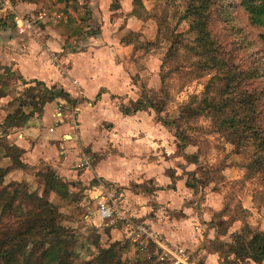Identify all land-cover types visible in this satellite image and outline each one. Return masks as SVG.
Returning a JSON list of instances; mask_svg holds the SVG:
<instances>
[{
    "label": "crops",
    "instance_id": "0c3cea01",
    "mask_svg": "<svg viewBox=\"0 0 264 264\" xmlns=\"http://www.w3.org/2000/svg\"><path fill=\"white\" fill-rule=\"evenodd\" d=\"M155 1L14 0L19 13L35 16L36 21L26 31H19L12 19L0 21V88L4 91L0 102L10 103L27 86L38 83L43 92L58 95L42 111L25 103L22 111L30 115L28 121L0 131L10 140L0 144V168L18 161L41 174L53 170L71 182L120 185L132 198L134 211L130 214L136 221L145 222L163 240L190 251L205 239L203 226L193 215L194 204H190L198 191L191 186L190 175L199 165L189 156L199 147L182 149L175 131L160 121L152 108L131 114L124 110L141 101L145 89L159 92L163 86L165 52L154 45L158 25L147 14ZM43 10L56 21L40 20ZM10 76L18 79L11 80L14 86L2 82ZM62 91L65 96L59 95ZM0 110L2 126L18 109L10 113ZM11 149L19 150L24 161L16 155L13 161L8 154ZM187 149V168L183 169L180 151ZM23 171L11 170L2 176L9 181L33 177L19 175ZM145 182L154 184L152 196L149 191L131 188ZM39 192L53 202L60 200L45 188ZM129 197L124 203L130 211ZM135 200L141 202V210L135 208ZM215 200V193L207 194L204 206H213ZM175 211L182 216L177 217ZM98 221L96 216L94 222ZM112 227L113 238L125 234L122 226ZM129 242L137 251L150 253L148 248ZM201 264H218V257L209 253Z\"/></svg>",
    "mask_w": 264,
    "mask_h": 264
},
{
    "label": "rangeland",
    "instance_id": "374dc122",
    "mask_svg": "<svg viewBox=\"0 0 264 264\" xmlns=\"http://www.w3.org/2000/svg\"><path fill=\"white\" fill-rule=\"evenodd\" d=\"M189 3V0H158L154 2L155 6L152 10L147 13L149 18L153 17L152 19L157 22L158 31L160 30V41L158 43L156 41L154 45L159 46V49L165 52L161 75L166 76V85L171 92V96L162 101L166 103V108L161 113V117L166 120L177 118L180 114L181 105L187 101H192V96H199L198 100L193 102V106H198L201 100L205 98V94L208 93L217 99L220 96H234L236 91L240 93L252 92L258 97L260 96L259 93L264 90V43L262 39L264 26L253 22L243 7L236 6V0H232V6H236V9L233 10L232 6L227 9L229 16L221 18L218 10L211 8L213 24L210 25V32L215 46H211L212 48L209 49L210 52L206 56H201V53L195 50L196 35L190 31L189 20L183 18ZM203 49L201 46L199 51L201 52ZM221 58L224 61L219 63ZM242 71L244 75H240ZM254 71H257L259 76ZM11 80L16 81L18 79L15 76H10L2 82L8 86H14ZM27 89L32 90L28 91ZM42 91L41 85H29L21 92L19 98H15L10 103L7 101L0 102V109H5L10 113L17 109L24 110L27 107H23L25 103H33L36 107L34 109L39 111V108L42 107ZM143 93H146L154 101L153 103L161 102L159 99L160 92L156 93V91L145 89ZM3 94L4 91L0 88V97ZM260 98L257 101V107L263 113L259 114L258 117L264 120V97L260 96ZM223 116L225 114L216 115L214 112H206L189 121H180L187 134V141L196 142L200 146V150L198 149L195 154L201 161L202 170L190 175V183L195 191L198 190L190 204H194L193 215L197 218V222L203 226L205 238L198 248L193 250L190 248L196 264H201L205 257L211 253L210 250L213 251L215 247L211 246L210 243L217 238L223 241L225 250L229 251L235 245L234 238L238 232L248 238L258 233H264V171L262 170L263 165L258 161L259 155H256L255 152L257 149L256 140L253 137L237 144V137L229 139L231 130L225 128L220 130L218 125L219 119ZM2 117L3 111L0 110V121ZM10 128L4 124L0 126V131L6 132ZM171 128L175 131L174 127L171 126ZM262 135L264 136V122ZM8 141L10 140L7 136L0 133V144H5V142L8 144ZM183 143L182 141L181 144ZM191 143L189 144L191 145ZM188 149L195 151L193 148ZM188 149L180 151V156L183 158L181 161H185L179 163L183 169L187 168ZM8 154L13 161L16 157L20 158L21 162L24 161L19 150L11 149ZM189 159H192V154ZM13 161L9 163H13ZM20 168L17 161V164L13 163L8 169L14 171ZM4 169L6 168H0V192L3 191L5 183L9 182L7 178L2 176ZM25 173L33 176L30 178L31 180L26 182L30 191H34L35 188L41 191L42 188H45V177L41 176V173L37 172L35 168L28 167L19 175ZM196 174L197 176H195ZM73 184L79 190H74L71 187L73 191L71 199L54 201L61 212L62 224L69 227L75 236L76 242H72L70 245V249H76L75 254L70 259L71 264H84L87 259L96 257L101 249L107 248L113 243L118 244L117 251L124 245L128 246V250L121 252L122 264L165 263L154 259L151 256L152 253H143L133 248L132 244L125 238V232V234H118L113 238L111 230L114 227L101 226L99 221L97 225L89 222L86 215L91 210L96 209L97 203L92 199L95 194L85 192L86 187L92 188V182L91 180L86 182L73 181ZM94 184L98 183L94 182ZM131 186L135 191H149L150 196H152L151 192L155 188L154 184L150 182H145L137 187L135 184ZM12 190L13 188H9L10 192ZM212 193L217 196V200L214 201L216 206H204L207 194ZM126 197L129 196L125 193L124 201ZM0 201L5 202V204L8 203L5 197H0ZM128 201L131 207L132 198L129 197ZM135 201V208L141 210V202ZM149 203L154 204V202ZM33 206L31 203H24L25 209ZM6 207L0 210V243L4 239L15 237L21 229V225L15 222V217L9 213L10 209ZM132 211L134 209L131 207L128 213ZM177 211H175L176 216H182ZM236 218L239 222L235 221L231 226L232 220ZM47 233L48 231L44 228L36 231L33 242L26 252L24 264H45L50 258V248L48 247L57 236ZM210 235H212V239L209 238ZM149 247L150 245L148 249ZM213 254L218 257V264H264V261L255 262L249 258L238 262L235 254L228 258L225 257L227 255L218 252ZM234 259L236 263H234ZM108 261L111 260L108 259ZM115 261H120V258L117 257ZM0 264H4V262Z\"/></svg>",
    "mask_w": 264,
    "mask_h": 264
},
{
    "label": "trees",
    "instance_id": "16d2710c",
    "mask_svg": "<svg viewBox=\"0 0 264 264\" xmlns=\"http://www.w3.org/2000/svg\"><path fill=\"white\" fill-rule=\"evenodd\" d=\"M189 2L190 3L186 7V14L183 18L189 20L190 31L196 35L195 50L201 53V56H206L210 52L209 49L212 48L211 46H215L214 39L211 38L210 32V25L213 24L211 20V8H216L222 18L229 16L227 9L229 6H232L233 3L232 0H189ZM235 4L237 7H243L249 13L253 22L257 25L264 26V0H236ZM236 6H232L233 10L236 9ZM159 35L160 30L157 43L160 41ZM262 39L264 43V34L262 35ZM201 46H203L204 49L200 52L199 48ZM223 61L224 59L221 58L219 63ZM254 72L259 76L257 71ZM240 75H244V72L242 71ZM162 82L163 86L159 91L161 93L159 98L161 102L157 104L153 103L154 101L147 94H144L141 101L133 103L131 107L124 108L125 113L131 114L142 109L152 108L158 114L160 121L165 125L174 127L175 134L179 140V146L182 149L190 145L189 143L191 142L187 141V134L180 121H189L206 112H214L216 115L225 114V116L218 121L220 130L224 128L226 130H231L229 139L237 137V144H240V141H247L254 137L257 145L255 152L256 155H259L258 161L263 165L262 170L264 171V136L262 135L264 120L258 117L263 111L258 110L259 108L257 107V101L261 99L260 96L264 97V90L259 93L260 96L258 97L252 92L240 93L236 91L234 96H220V98L217 99L215 96L208 93L205 94V98L201 100L198 106H193V102L197 101L199 96H192V101H187L181 105L180 114L177 118L166 120L161 117V113L166 108V103L162 101L168 99L169 96H171V92L166 85L165 75H162ZM38 85L40 84L38 83ZM27 90L31 91L32 89ZM57 95V93L52 91L43 92L41 94L42 107L39 108V111H42L43 106L47 102L54 100ZM59 95L65 96V93L62 91ZM30 104L33 105V103ZM29 117V114L22 111V109H18L13 114L7 116L5 124L9 127L24 125ZM182 141L184 142L183 144H181ZM191 145L198 146L200 150V146L196 142L191 143ZM191 160L199 165L196 171L202 170L197 154H193ZM20 167L24 170L28 168L24 163H20ZM8 168L9 167L2 171L3 175L9 172ZM41 176L45 177L44 187L46 192L56 194L60 200L71 199L72 193H69L71 192V187L75 185L73 182L63 179L53 170H49L46 174H41ZM195 176H197V174ZM26 182L27 181L24 182L23 180H11L5 183L3 191L0 192V197H5L8 202L6 203L8 205H6L5 202L0 201V210L8 206L6 208L10 209L9 213L15 217V222L21 225V229L17 232L15 237H9L0 243V263L24 264L26 252L33 242L36 231L40 228H44L48 231L47 234L57 236L55 241L48 247L50 248V258L45 264H71L70 259L75 254L76 249H70V245L72 242H76L75 236L69 227L62 224V215L58 205L51 201L50 198L41 195L38 189L30 191ZM191 186L193 187V185ZM9 188H13L12 192L9 191ZM25 202L31 203L34 206L25 209ZM237 220L238 218L233 219L231 226ZM234 242L235 245H233L229 251H226L223 241L217 238L210 243L212 244L211 246L215 248L213 251L209 250L211 253L218 252L227 255L225 256L227 258L235 254L238 262H242L246 258L253 259L255 262L264 261V233H258L248 238L238 232V234H235ZM117 246V243H113L109 247L101 249L96 257L87 259L84 264H122L121 252L123 253L124 250H128V246L124 245L120 247L119 251H117ZM148 250L152 253L151 256L157 260L159 255L157 254L156 244L151 243ZM117 257L120 258V261H115ZM108 259L111 261H108ZM165 263L171 264L169 262ZM234 263H236L235 259Z\"/></svg>",
    "mask_w": 264,
    "mask_h": 264
},
{
    "label": "built area",
    "instance_id": "2783aa9c",
    "mask_svg": "<svg viewBox=\"0 0 264 264\" xmlns=\"http://www.w3.org/2000/svg\"><path fill=\"white\" fill-rule=\"evenodd\" d=\"M38 18L44 22L56 21V18L52 17L47 10H43ZM9 19H12L19 31L32 29L36 21L35 16L19 13L14 0H0V21L5 22ZM58 114L63 117L60 110ZM60 122L62 123L63 119H60ZM97 183L92 188L85 190L89 194H95L91 198L97 202L96 209L91 210L86 215L87 220L95 225L94 217L98 216L101 226H122L125 229V238L138 247L142 245L144 248H148L151 243H155L159 255L158 259L161 261L171 264H196L189 249L163 240L160 233L153 230L145 222L136 221V217L128 213L124 206L125 192L123 187L105 181H98Z\"/></svg>",
    "mask_w": 264,
    "mask_h": 264
}]
</instances>
